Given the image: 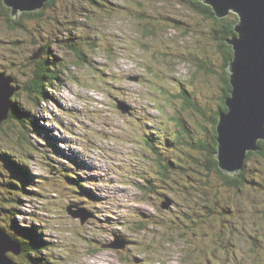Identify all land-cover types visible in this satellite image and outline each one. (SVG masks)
I'll return each mask as SVG.
<instances>
[{
  "label": "rangeland",
  "instance_id": "1",
  "mask_svg": "<svg viewBox=\"0 0 264 264\" xmlns=\"http://www.w3.org/2000/svg\"><path fill=\"white\" fill-rule=\"evenodd\" d=\"M98 1L102 6L96 11L80 0H57L43 25L28 30L10 29L0 20V70L6 68L8 77L27 79L21 74L33 68L27 57L45 43L54 44L52 55L68 72L40 106L23 96L24 106L42 124L41 135L29 137L27 152L17 133L7 125L0 129V151L14 153L18 163L28 160L32 180L26 183L35 184L33 196L17 193L24 202L20 221L43 232L48 264H207L195 251L207 235L201 239L183 231L177 219L174 204L187 202L184 192L167 191L158 177L153 181L160 194L146 195L141 189L144 176L155 177L157 159L140 137L154 128L176 130L175 118L193 126L203 122L186 108L183 91L206 113L218 107L223 60L212 22L180 0ZM71 32L88 64H76L77 53L64 40ZM124 103L130 115L119 109ZM164 156L187 165L193 161L185 147H167ZM49 160L80 180L86 194L71 195L67 183L53 181L59 175ZM248 166L253 174L264 170L255 157ZM225 196L234 213L230 228L217 223L220 231H209L211 244L216 238L225 245L218 242L223 252L214 264L224 263L222 255L227 264H264V193L252 187ZM168 198L173 202L163 207ZM196 204L204 206L201 198ZM70 206L74 213L86 211L85 224L68 212ZM149 217L152 227H147ZM255 236L259 242L249 238Z\"/></svg>",
  "mask_w": 264,
  "mask_h": 264
},
{
  "label": "trees",
  "instance_id": "2",
  "mask_svg": "<svg viewBox=\"0 0 264 264\" xmlns=\"http://www.w3.org/2000/svg\"><path fill=\"white\" fill-rule=\"evenodd\" d=\"M56 1L50 0L42 11L25 12L18 20H15L11 16V9L5 6L3 0H0V20H5L8 28L15 30L18 28L28 30V26L37 25V23L43 25V17L49 9L55 6ZM80 1L86 3V5L84 4L85 6L83 5L84 7H91L96 11L98 7L102 6L98 0ZM180 1L212 22L211 33L213 39L217 42V48L223 60L221 68L223 73L219 78L222 94L218 107L206 113V111L190 99L191 95L187 91H183L180 96L185 99L186 108L196 111L203 118V122L197 126H193L183 119L175 118L176 130L165 131L154 128V130L151 129L145 134L144 139L140 137L153 157L157 159L155 160L157 165V172L156 174L154 173L155 177L144 176L142 183L146 184L140 185V187L146 195L160 194L161 191H158L160 187L153 181V179L157 180L160 178V182L167 191L180 190V193L184 192L183 195L188 197L187 202L182 205L178 203L174 204L179 211L177 212V219L181 222V229L183 231L184 229L186 231L189 230L187 231L190 232L189 234L197 235L201 239H204V236L207 235L204 244L202 243L195 251L196 255L205 263L214 264L219 258V253L223 252L219 246L222 244L224 247L225 245H223L224 239L218 241L216 238L214 244H211L210 239L213 236L209 231L214 229L215 232H219L220 229L217 223H220L223 227L230 228V218L234 213L232 207L226 203L225 193L235 192L240 195L243 191L252 187H254L255 192L264 193V170L260 171L261 175H257L250 173L248 169L252 157L257 158V164L264 167V141L260 142L259 152L249 153L245 169L238 177L229 176L220 169L219 162L215 157L218 150L217 125L220 114L228 110L226 100L231 96L233 89L230 84V73L227 70L229 63L234 58L233 46L229 44V41L236 36L235 27L239 21V17L231 13L228 17L220 19L216 17L213 7L202 0ZM158 28V26L157 29L154 27L149 32L154 33ZM69 34L71 37H66L67 39L64 40L68 43V48H72V51L75 50L77 53L79 62H76V64L79 66L88 64V55L83 53L80 47L78 48L80 41H75L76 38L73 32ZM53 46V43H45L41 45L32 57H27L28 60L30 59L33 62L31 70L26 71L24 69L21 72L27 79L22 81L16 78V76L11 75L14 80L13 87L15 91L11 98L9 118L0 124V129L7 125L9 131L17 133L19 136L18 141L24 146L26 152V143L30 145L29 137L41 135L42 124L40 119L33 113V110L24 106L22 103L23 96L27 95L29 97L32 106H40L48 98L50 88L58 86L61 83V75L64 72L68 73L67 66L60 63L57 65L55 57L52 55L51 48ZM14 67H17L16 63ZM200 69L214 72V70L208 69L205 65H201ZM5 70L6 68L0 71L6 72ZM166 127H169V123ZM167 147L168 149L175 148L176 150L180 147H185L188 157L191 161L193 160L192 163L187 165L182 160L177 161L164 156V150ZM14 157V153L0 151V229L6 231L22 249L20 256L9 254V257L15 261V264H48L49 261L44 257L43 253L50 251V248L42 238L43 232L35 224L27 226L20 221L21 207L24 206V202L19 194L27 193L29 196H33L31 189L35 184L30 183L28 186L26 183L28 180H32L28 160L25 159L22 161V164L15 161ZM49 161L47 162L49 167L53 171L55 168L59 175L58 180L54 179L53 181L67 183L68 187L72 190L70 191L71 195L72 192L78 195L86 194L82 189L83 184H81L80 180L72 177L70 172L60 169L53 160ZM213 190H215L214 195L212 194ZM164 197L166 198L167 196ZM199 198H201V203L204 206L196 204ZM167 201L173 202L169 198ZM73 203L75 204V202ZM75 205L80 206L79 204ZM200 206L206 209L204 213H200L197 210ZM182 210L183 212H181ZM145 220L148 223L147 227H152L155 224L152 217ZM174 224L175 229H177L178 223L174 222ZM231 225H233L232 222ZM166 226L167 224L159 228ZM140 229L146 230L144 226H141ZM221 231L224 232V230ZM232 234H234V227L232 228ZM249 238L254 239L255 242H259L258 236ZM218 242L219 246L217 245ZM204 246L207 248L205 249ZM220 260L224 261L223 264H227V258L224 255L220 257Z\"/></svg>",
  "mask_w": 264,
  "mask_h": 264
},
{
  "label": "water",
  "instance_id": "3",
  "mask_svg": "<svg viewBox=\"0 0 264 264\" xmlns=\"http://www.w3.org/2000/svg\"><path fill=\"white\" fill-rule=\"evenodd\" d=\"M50 0H3L11 9V16L18 20L25 12L42 11ZM213 7L217 18L231 13L238 15L233 46L234 58L227 68L232 85L227 98V111L220 114L217 125L218 150L215 154L220 169L229 176L238 177L245 169L249 153L260 151L264 141V0H202ZM14 80L0 71V124L8 120ZM124 113H132L126 103L119 105ZM170 201L162 204L169 206ZM68 212L81 223L87 222L86 211ZM89 216V215H88ZM20 256L21 247L0 229V264H14L9 254Z\"/></svg>",
  "mask_w": 264,
  "mask_h": 264
},
{
  "label": "bare ground",
  "instance_id": "4",
  "mask_svg": "<svg viewBox=\"0 0 264 264\" xmlns=\"http://www.w3.org/2000/svg\"><path fill=\"white\" fill-rule=\"evenodd\" d=\"M75 177V176H74ZM18 243V242H17ZM15 262V261H14Z\"/></svg>",
  "mask_w": 264,
  "mask_h": 264
},
{
  "label": "clouds",
  "instance_id": "5",
  "mask_svg": "<svg viewBox=\"0 0 264 264\" xmlns=\"http://www.w3.org/2000/svg\"><path fill=\"white\" fill-rule=\"evenodd\" d=\"M11 254V253H10Z\"/></svg>",
  "mask_w": 264,
  "mask_h": 264
}]
</instances>
